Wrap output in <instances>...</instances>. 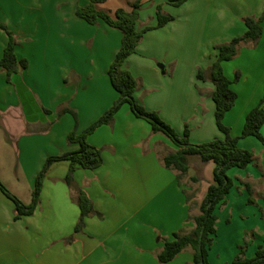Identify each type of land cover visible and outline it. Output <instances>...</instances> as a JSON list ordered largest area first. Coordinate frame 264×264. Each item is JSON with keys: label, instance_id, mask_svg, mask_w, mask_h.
<instances>
[{"label": "crops", "instance_id": "0c3cea01", "mask_svg": "<svg viewBox=\"0 0 264 264\" xmlns=\"http://www.w3.org/2000/svg\"><path fill=\"white\" fill-rule=\"evenodd\" d=\"M134 1L106 0L97 7L113 14L120 8L129 11ZM140 1L138 30L156 25L158 5L174 19L147 31L124 62L123 67L140 81L136 98L178 134L187 126L193 144L223 138L214 118V85L198 80L196 73L206 71L216 60L215 46L245 32V16L261 15L264 0H187L178 7L169 0ZM88 3L0 0V23L17 36L16 55L28 62L25 70L12 76V88L0 89L4 134L0 181L24 204L31 202L35 179L47 158L78 149L67 141L75 128L74 117L61 110L76 113L79 134L118 98L107 71L122 33L102 20L91 25L78 18L76 8ZM261 26L255 46L242 44L236 57L222 63L237 95L223 120L234 137L264 96V19ZM7 40L0 29V58ZM236 72L238 81H234ZM3 79L6 76L0 70ZM51 81L54 88L48 90L30 85L44 87ZM261 134L264 137V123ZM86 140L100 150L102 164L94 170L77 168L70 187L65 182L69 162L52 163L32 215L15 220L14 204L0 191V264H160L156 255L164 241L193 228L190 188L178 179L177 171L163 164L164 157L176 151L164 134L152 132L146 121L123 104L109 124L97 127ZM238 145L252 152L253 160L245 169L227 172L232 187L216 208L212 246L224 239L234 245V257L246 239L245 255L252 258L260 246L264 248V145L251 136L239 139ZM210 163L201 165L206 164L213 174ZM201 165L190 158L185 181L200 182L201 177L189 171ZM74 189L82 190L94 209L78 232L80 209ZM204 195L196 192L194 201L200 204ZM208 262L213 264L209 254ZM166 264H193L191 249Z\"/></svg>", "mask_w": 264, "mask_h": 264}, {"label": "trees", "instance_id": "16d2710c", "mask_svg": "<svg viewBox=\"0 0 264 264\" xmlns=\"http://www.w3.org/2000/svg\"><path fill=\"white\" fill-rule=\"evenodd\" d=\"M105 1L89 0L86 6L77 7L75 13L78 18L88 24L96 25L99 20H102L108 26L114 27L122 33L120 48L107 71L110 84L118 94L117 100L99 119L79 134L76 132V113L67 108L61 110L62 112L71 113L74 117L75 128L68 134L67 141L77 144L78 149L47 158L42 170L35 179L29 204H24L1 183L0 191L14 204L15 220H17L32 215L38 206L42 183L52 163L56 161L69 162V171L65 182L68 186L73 187L72 174L77 168L94 170L102 164L100 150L87 142V136L93 133L100 125L109 124L119 108L123 104H127L137 118L143 119L151 126L152 132L164 134L176 147V151L164 157L163 164L166 168L177 171L178 179L187 174L191 157L197 156L203 163L212 162L214 164L213 180L207 187L206 193L198 206L199 214L190 217L193 228L189 232L180 230L174 233L171 240L164 241L162 250L156 255L160 264H166L172 261L184 249L189 248L192 251L193 264H209L208 252L216 235L217 215L215 211L217 206L224 202L226 195H228L232 187V180L227 175V172L231 168L245 169L253 160L252 152L241 148L238 145V141L241 138L251 136L264 145V137L261 134V128L264 123V108L262 107L264 96L260 104L246 115L239 136H232L229 127L224 124L225 114L233 108L237 95L230 88L232 82L224 75L222 63L236 57L242 44L255 46L258 43L262 34L261 24L264 19V7L261 15L258 17L245 16L243 18L246 27L245 32L241 36L232 38L227 43L215 46L217 51L216 60L206 71L201 69L197 71L196 78L198 80L209 81L214 85V91L211 96L215 105L214 118L216 127L223 134V138L214 139L202 144H193L189 140L190 131L187 126H185L182 134H178L171 125L161 119L156 111L147 110L138 101L136 92L140 88V81L123 67L125 60L136 52L137 46L147 31L161 28L174 18L163 14L161 6L158 5L156 8V25L138 30L137 23L141 10L140 0L132 2L129 11L120 8L113 14H108L98 9L97 5ZM186 1L169 0V3L178 7ZM0 29L8 37L2 57L0 58V69L5 73L6 80L11 81L14 74L27 68L28 62L26 59L17 57L15 52L17 42L12 33L1 23ZM239 77L240 74L236 72L234 81H238ZM193 180L195 181V179ZM74 190L76 192L75 199L80 209V218L75 227V232H78L83 227L84 219L94 214V209L92 202L82 190ZM245 248L241 246L239 253L229 264H264V248L260 246L252 258L246 257Z\"/></svg>", "mask_w": 264, "mask_h": 264}, {"label": "rangeland", "instance_id": "374dc122", "mask_svg": "<svg viewBox=\"0 0 264 264\" xmlns=\"http://www.w3.org/2000/svg\"><path fill=\"white\" fill-rule=\"evenodd\" d=\"M163 14H165V13L163 12ZM166 15H168V14H166ZM12 35L15 38L17 44H18L17 36L14 33H12ZM30 85H32L31 87L33 89H39V90L40 89L41 90H45V89L48 90L49 88H52V89L54 88V82L53 81H51L48 84L44 85V87L43 86L39 87V85H37L35 83H30ZM17 86L18 85L16 84V87ZM12 87H13V82L12 81H7L6 79H3L2 81H0V89L5 90V89L12 88ZM2 136H4V134H3L2 128H0V137H2ZM191 158H193V160H196L197 162H199L200 165L204 164L203 162L200 161L199 157H197V156L191 157ZM212 165L213 164L210 163L209 166H212ZM201 166L202 167L199 168V169L194 168V170H190L189 171L190 175L193 174L196 177H201L200 182H197V181H194V180H190V179H187V181H185V179L187 178L185 175L180 178L182 181L186 182L185 183L186 187L190 188V190L187 193V196L190 199V206H191V209H192L191 217L194 216V215L199 214V209H198L199 202L198 201H194V195L196 194V192L199 195L200 194L203 195L204 193H206L205 191L207 189V186L210 185L212 183V180H213V174L208 171L209 170L208 166L206 164L204 166L203 165H201ZM0 183L5 187V185L1 181H0ZM195 187H197L196 190H194ZM189 231L190 230H185V232H189ZM246 241H247L246 239L242 240V243L240 244L241 246H244V248H245V246L247 244ZM233 247H234V245H231V243H228L224 239H220L218 245H216V243H215L210 248V250L208 252V254L211 255V259H212L213 264H221L222 263L221 261L223 259H224V264H228L227 261L229 259L233 260L235 258V256L233 257L234 254L232 255V252H231Z\"/></svg>", "mask_w": 264, "mask_h": 264}]
</instances>
